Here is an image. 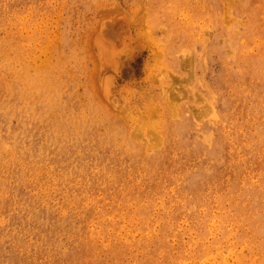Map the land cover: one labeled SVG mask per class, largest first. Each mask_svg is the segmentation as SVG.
Masks as SVG:
<instances>
[{"label":"rangeland","instance_id":"1","mask_svg":"<svg viewBox=\"0 0 264 264\" xmlns=\"http://www.w3.org/2000/svg\"><path fill=\"white\" fill-rule=\"evenodd\" d=\"M0 264H264V0H0Z\"/></svg>","mask_w":264,"mask_h":264},{"label":"bare ground","instance_id":"2","mask_svg":"<svg viewBox=\"0 0 264 264\" xmlns=\"http://www.w3.org/2000/svg\"><path fill=\"white\" fill-rule=\"evenodd\" d=\"M185 20V19H184ZM147 27V26H146ZM59 32V31H58ZM137 43V42H136ZM104 45V43H102ZM104 47V46H103ZM109 48V47H108ZM159 50V49H158ZM160 51V50H159ZM154 52V51H153ZM152 54V53H151ZM200 55V54H199ZM154 56V55H153ZM158 56V55H157ZM155 56V57H157ZM160 57V56H159ZM162 57V56H161ZM182 57V56H181ZM154 58V57H152ZM153 60V59H152ZM187 60V59H186ZM189 61V60H188ZM185 63V62H184ZM185 65V64H184ZM21 68V67H20ZM49 68V67H48ZM206 68V67H205ZM39 69V68H38ZM79 69V68H78ZM204 70V68H203ZM159 71V70H158ZM48 72V71H47ZM38 73V72H37ZM30 76V75H29ZM243 78V77H242ZM145 79V78H144ZM245 79V78H244ZM234 80V79H233ZM80 86V85H79ZM49 87V86H48ZM210 87V86H209ZM24 89V88H23ZM57 89V88H56ZM47 90V89H46ZM28 93V92H27ZM32 93V92H31ZM79 95V94H78ZM48 96V95H47ZM21 97V96H20ZM107 97V96H106ZM200 97V96H199ZM210 98V97H209ZM108 99V98H107ZM61 100V99H60ZM100 100V99H99ZM235 100V99H234ZM208 102V101H207ZM144 103V102H143ZM157 106V105H156ZM50 107V106H49ZM52 107V106H51ZM83 108V107H82ZM100 111V110H99ZM211 114V113H210ZM165 115V114H164ZM106 116V115H105ZM56 118V117H55ZM51 123V122H50ZM121 124V123H120ZM140 124V123H139ZM108 127V126H107ZM52 128V127H51ZM136 130V129H135ZM56 133V132H55ZM210 135V134H209ZM81 137V136H80ZM92 137V136H91ZM124 137V136H123ZM62 138V137H61ZM71 139V138H70ZM106 142V141H105ZM115 143V142H114ZM103 145V144H102ZM95 151V150H94ZM113 153V152H112ZM94 154V153H93ZM186 154V153H185ZM126 158V157H125ZM125 161V160H124Z\"/></svg>","mask_w":264,"mask_h":264}]
</instances>
